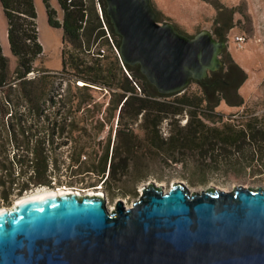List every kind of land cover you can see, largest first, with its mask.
I'll return each mask as SVG.
<instances>
[{"label":"trees","instance_id":"1","mask_svg":"<svg viewBox=\"0 0 264 264\" xmlns=\"http://www.w3.org/2000/svg\"><path fill=\"white\" fill-rule=\"evenodd\" d=\"M0 1L17 59L12 71L0 44V206H10L39 186L75 187L94 175L93 187L107 181L112 185L135 172L140 176L145 164L139 158L150 153L168 154L181 165H187L189 151L215 159L233 153L237 163L245 158L242 164L250 167L264 161V113L245 107L229 117L213 118L221 100L243 98L239 89L247 72L228 51L217 70L193 81L197 88L162 94L140 65L122 61L121 37L113 29L106 0H58L62 21L44 0L49 23L63 29L67 45L61 71L51 70L36 66L44 47L35 1ZM216 21L220 28L215 33L221 36L233 27L228 23L223 28L222 19ZM99 90L108 102L95 99L93 92ZM102 109L105 116L96 118ZM180 115L188 116L184 125L176 120ZM115 119L114 142L112 125L103 142L101 133ZM168 119L172 126L164 135L162 125ZM64 150L69 151L65 157Z\"/></svg>","mask_w":264,"mask_h":264},{"label":"water","instance_id":"2","mask_svg":"<svg viewBox=\"0 0 264 264\" xmlns=\"http://www.w3.org/2000/svg\"><path fill=\"white\" fill-rule=\"evenodd\" d=\"M106 3L122 61L162 94L221 66L225 42L212 32L161 23L152 0ZM0 264H264V186L166 191L152 181L114 209L100 191L39 194L0 208Z\"/></svg>","mask_w":264,"mask_h":264},{"label":"rangeland","instance_id":"3","mask_svg":"<svg viewBox=\"0 0 264 264\" xmlns=\"http://www.w3.org/2000/svg\"><path fill=\"white\" fill-rule=\"evenodd\" d=\"M34 1L37 7L40 42L44 47V54L38 58L36 66H44L51 70L61 71L62 51L64 47H67L63 43L64 31L61 27H52L49 23L45 1ZM49 1L57 10V16L62 21L64 13L58 0ZM152 1L160 14L159 16L162 15L161 23L172 22L180 32L188 35H193L202 30H208L214 34V30L220 28L216 21L217 18L222 19L223 25L233 23V27L226 32L224 49L247 72V79L242 82L239 89L243 98L234 95L235 97L231 96L230 101L221 100L216 110H213L216 112L213 118L229 117L232 113H240L245 107H249L257 114L264 113V0ZM2 7L0 1V44L3 52L10 60L12 71H14L17 67V59L11 51L8 37V21ZM238 34L246 37V43L242 47H239L235 41V36ZM189 86L195 89L198 85L192 82ZM93 93L95 99L100 103L109 101L105 92L99 90ZM103 116H105L103 109L96 114V118L102 119ZM187 119V115H180L176 120H179L178 122L184 125ZM117 123V119H115L109 125L106 124L105 130L100 135V139L103 142L109 138L111 125L114 129L111 141L112 143L114 142ZM171 126L169 119L162 125V130L165 132L164 135H168ZM134 127L139 128L138 124ZM245 149V153L249 154V145L246 144ZM64 151L65 157L69 154V151ZM187 155V165H181L172 160V157H168V154L156 155L155 153H150L141 158L138 157L145 164L140 176H136L137 173L135 172L125 179L113 182L112 185L107 181V185L100 182L93 187H90L89 184L94 182L95 176H87L84 183H76L77 186H67L66 189L73 188L74 191L82 194L89 191L103 192L107 201H109L108 207L114 209L121 200L126 205L132 206L134 201L142 195L143 186L152 181H155L157 185L162 186L166 191L170 188L172 189L173 184L176 182L185 183L191 192L204 191L210 187L232 190L240 185L264 186L263 160L254 162L250 167L242 164V162L244 164L247 163L245 158L238 161L240 164L237 163L236 155L233 153L228 154V157L232 156V158L230 157L231 159L226 156H218L216 159L213 157L205 158L203 154L197 151H189ZM63 169L66 170V167H63ZM67 180H69L68 177ZM63 187L66 186L64 185L60 188ZM43 189L57 190L58 188H43L39 186L30 190L24 196ZM19 198L16 197L11 205L15 204ZM7 206L1 205L0 208Z\"/></svg>","mask_w":264,"mask_h":264},{"label":"bare ground","instance_id":"4","mask_svg":"<svg viewBox=\"0 0 264 264\" xmlns=\"http://www.w3.org/2000/svg\"><path fill=\"white\" fill-rule=\"evenodd\" d=\"M43 188H48V187H43ZM66 188H67V186L63 187V188H58V190H55V189H43V190H39V191L36 190V192H31L30 194H27L26 196L23 195L22 197H20L18 199L17 202L22 201L23 199L27 200V199L34 198V197H36L39 194L42 195V194L52 193V192H57L59 194V193H62V192H66V191L72 190V188H70V189H66ZM89 192H91V191H89Z\"/></svg>","mask_w":264,"mask_h":264},{"label":"built area","instance_id":"5","mask_svg":"<svg viewBox=\"0 0 264 264\" xmlns=\"http://www.w3.org/2000/svg\"><path fill=\"white\" fill-rule=\"evenodd\" d=\"M100 10H102L101 7H100ZM235 41L238 43L239 47H242L246 43V37H245V35L238 34V35L235 36ZM30 75L32 76L34 74L31 73Z\"/></svg>","mask_w":264,"mask_h":264},{"label":"flooded vegetation","instance_id":"6","mask_svg":"<svg viewBox=\"0 0 264 264\" xmlns=\"http://www.w3.org/2000/svg\"><path fill=\"white\" fill-rule=\"evenodd\" d=\"M221 31H223V29H221ZM214 35L216 36L217 39H219V40H224V41H225L226 34H223V36H221L219 33H218V34L215 33V30H214ZM224 51H226V50L223 49V50H222V53H221V59H222V61H223V54H224ZM217 69H218V68H217ZM217 69H215V70H217ZM215 70H213V71H215ZM213 71H211V72H213ZM106 202H107V207H108V205H109V201H107V199H106Z\"/></svg>","mask_w":264,"mask_h":264}]
</instances>
